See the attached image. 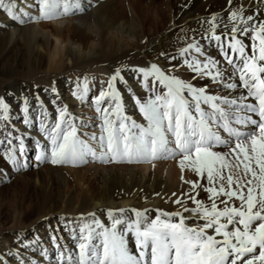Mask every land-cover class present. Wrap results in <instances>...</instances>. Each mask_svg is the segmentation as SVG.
Segmentation results:
<instances>
[{
  "label": "snow or ice",
  "instance_id": "6c2138e0",
  "mask_svg": "<svg viewBox=\"0 0 264 264\" xmlns=\"http://www.w3.org/2000/svg\"><path fill=\"white\" fill-rule=\"evenodd\" d=\"M29 7L36 9V19L40 20L83 10L81 0H33ZM0 9L21 24L25 17L32 19L12 0H0ZM228 20L231 26L223 28L227 44L216 34L217 17L207 23L211 38L221 42L231 76L239 74L238 83L227 82L223 87H242L246 95L232 99L211 95L206 86L197 88L152 64L138 69L146 81L151 78L146 87L152 95L136 100L146 124L123 114L120 93L114 86L119 71L108 82V91H101L96 99L95 110L102 119L99 136L82 139L67 108L58 109V122L47 131L54 165L83 164L88 158L127 163L177 159L182 172L190 171L198 178L185 181L191 192L184 195L195 207L177 198L174 203L181 205L182 211H158L154 218L135 211L134 220L126 218L123 209L109 211L110 226L89 214L91 221L83 222L75 233L76 253L64 257L63 264H264V20L245 15L243 7L230 10ZM244 36L252 41L250 55L244 40L238 38ZM193 49L200 51L198 45L189 44L182 55ZM185 63L192 72L213 82L225 77L217 61L193 59ZM161 87L166 91L157 93ZM87 91L85 81L73 95L83 99ZM249 98L255 103L248 102ZM105 101H109L108 106L99 107ZM0 110L6 117L8 105L3 99ZM18 151L23 155V143ZM16 154V148L8 149L7 160L19 164ZM201 188L210 205L197 199V189ZM129 234L134 238L135 252L129 248Z\"/></svg>",
  "mask_w": 264,
  "mask_h": 264
},
{
  "label": "bare ground",
  "instance_id": "6f19581e",
  "mask_svg": "<svg viewBox=\"0 0 264 264\" xmlns=\"http://www.w3.org/2000/svg\"><path fill=\"white\" fill-rule=\"evenodd\" d=\"M81 1L87 2V4L81 3L82 11L51 20L55 26L49 34L52 37L50 40L47 39L50 37L49 35H46L47 38H45V35H42L43 33L37 29L35 16L30 15L31 20L25 17V23L21 24L5 15L7 21L0 26L2 34L0 47L3 46L5 54L10 52L14 55L13 59H10L11 66L17 64V60L24 59L25 74H27L28 80L34 84H44L51 89V93L46 99L37 97L36 91H31V99L35 101V105L41 108L43 115L50 118L49 106L51 105L55 106L56 104L59 108H67L69 117L78 127L77 135L82 139L91 136H86L87 133L93 134L92 125H87L93 121L91 118H85V123L82 125L79 123L81 114L89 112L84 108L88 94L86 92L83 99H78L73 93L83 88L88 73L96 74L102 80L105 79V88H108L111 77L119 71L120 77L114 82V86L120 93L123 114L142 124H146V121L139 112L136 100H146L151 96L152 93L146 87L151 78L146 81L138 69H148L152 64H156L166 74L174 75L197 88L206 86L207 93L211 95L227 96L230 99L238 98L241 94L246 95V90L242 87L236 90L223 87L227 82H239V74L231 76L232 68L224 65L222 61L223 54L220 44L229 42L228 34L223 31V28L225 24L231 26V22L228 20L230 10L236 11L238 7H243L245 15L251 14L258 20H264V15H261L264 13V0H233L231 4L228 0H160L157 2L150 0L146 3L143 0H132V3L129 4L131 7L128 9L129 12L122 7L114 9V12L111 11V14L107 15L106 20L104 17L100 21L103 25L102 28L90 24L91 14L96 12L98 15L101 13L100 11L110 9L109 5L103 3L94 7L96 0ZM12 2L18 8H23L32 15H36V9L29 7L33 0H12ZM90 8H93V11L88 14L87 11ZM0 11L3 13V10ZM213 16L217 17L216 34L221 35V42L211 38L210 26L207 21ZM128 17H131L130 21L127 20ZM119 19L128 21L129 24L126 25L125 30L122 26H115ZM41 29L44 28L41 27ZM238 38L244 40L247 45L246 52L250 55L252 41L247 36ZM93 41L98 42L96 47L89 45ZM256 43L258 44V41ZM189 44L198 45L199 53L193 49L182 55V50ZM18 45L21 46V50ZM186 56H195L201 62H206L209 59L217 61L218 68L225 71L224 79L216 83L192 72L184 61ZM233 58H236L235 55ZM44 61L49 63V72L40 70L39 65ZM11 66L8 67V70L6 69L8 78L16 73ZM53 70H57V74L61 75L64 80H55ZM135 77L138 79L137 81H134ZM90 78L88 76V79ZM58 84L66 87L68 91L63 95L55 92ZM156 91L159 93L166 89L161 87ZM15 94V98L19 101L21 99L22 108L32 106V102L25 99L27 97L23 93ZM248 102L255 103V100L249 98ZM205 107L206 110H210L207 106ZM253 118L258 119L255 116ZM25 119L27 128L28 126L33 129L37 128L36 125L33 127L35 120L38 119L37 114L30 116L27 111ZM13 128L19 134L20 127L15 125ZM100 134L101 132L98 130L97 136ZM33 135L37 137V141L33 145V159L34 162L40 164L41 159L38 160L37 157H40L45 149L40 147L42 145L39 141L40 135L36 133ZM19 140L21 143H25L27 137ZM29 151L26 147V153ZM164 160L167 159H158L156 163L155 160L140 163L101 161L94 165L92 162H88L91 166L85 165L84 170H81L83 174H80L81 171H75L76 169L74 171L66 169L65 172L63 171L64 173L62 172L64 178L60 174L63 169L58 164L43 169L44 172L39 171L38 165H35L33 173L23 177L29 178L33 184H39V186L40 177L45 176L48 180L44 186H41L44 189L43 199L36 209L34 222H44L43 224L47 226L53 225L54 231L57 232L59 227L63 229L64 224L61 223L65 217H69L66 222L74 221L81 225L83 222H90L89 214L94 213L96 219L108 226L109 211L117 212V210L123 209L125 210L124 216L134 220L135 211L145 212L149 218H154L158 211H182V206L174 203L177 198L186 200L188 207H195L191 200H188L184 195L191 192L190 185L184 184V182L198 178L195 175L190 177L187 170L182 172L178 164ZM68 173L76 180L79 177L76 184L71 185L72 181L66 179ZM53 180L58 186L60 185L59 188L66 191L58 192L53 196L51 190ZM201 183L203 184L205 181H201ZM97 185H101V188L98 186L100 190L96 192L94 190ZM72 187L74 192L71 194L69 190ZM197 192H199L197 199L203 200L205 205H210L211 201L202 188L197 189ZM174 193L175 195H173ZM217 203L221 208L223 207L219 199ZM235 203L238 205L239 201H235ZM36 236L35 240L41 239L37 241L39 244H34L32 249H29L33 251L38 249L41 251L40 254L51 256L53 250L46 248L48 239L46 233L38 232ZM50 237L53 236L50 234ZM126 238L129 248L135 252L134 238L130 234ZM44 245L46 249H44ZM56 245L58 246V244ZM67 246L68 250L73 249L70 243ZM21 259L25 264H30L25 255H21Z\"/></svg>",
  "mask_w": 264,
  "mask_h": 264
},
{
  "label": "rangeland",
  "instance_id": "374dc122",
  "mask_svg": "<svg viewBox=\"0 0 264 264\" xmlns=\"http://www.w3.org/2000/svg\"><path fill=\"white\" fill-rule=\"evenodd\" d=\"M91 1V0H89ZM144 3L149 2L150 0H143ZM152 1H160V0H152ZM130 2L132 3V0H96L94 3V7H97L99 5L108 4L110 9H105L104 11H100L101 13L97 15L96 12H93L92 20L90 21V24L97 26L99 28H102V24L100 21L108 14H111V11L114 12V9H120V7L127 9V12H129L128 9ZM81 3H86L81 1ZM93 8H90L87 13H92ZM2 10V9H0ZM86 13V14H87ZM35 16V25L37 29L42 32V35H45V38H47L46 35H49L51 33L52 28L55 26L54 23L51 20H40L36 19ZM6 14L1 13L0 11V26L2 23H5ZM129 19V20H128ZM128 21L131 20V17L127 18ZM126 20H120L117 21L118 24L115 26H122L123 30L126 29V25L129 24ZM41 27L44 29L42 30ZM95 30V27H94ZM2 34L0 33V40ZM50 36V35H49ZM47 39H52V37H48ZM98 42L93 41L92 43H89V45L96 47ZM19 49L21 50V46L18 45ZM3 46L0 47V99L2 98L4 102L8 105V111L5 117V114L2 110H0V264H25L24 260L21 259V255H25L27 259L30 261V264H63V258L70 254H75L77 251V240L74 238L76 231H78L79 225L74 222H66L69 217H65L63 220V229L58 228L59 234L56 235V231H54L55 227L53 225L47 226L46 224H43L44 222H34V219L36 217L35 212L38 208L39 203L43 199V193L44 189H42L41 186H44L47 182V178L45 176L40 177L39 184L35 185L33 184L32 180L30 181L29 178L23 177L26 174H32L33 173V167L35 165H38V170L41 172L43 169L48 168L52 166L53 164L51 161V142L47 138V131L51 129V127L58 122L59 112L57 105L55 106L51 105L50 108V118H46V115H43V112H41V108L35 105V101L31 99V91H36L37 97L46 99L48 95L51 93V89L45 86L44 84H34L30 80L27 79V74H25V67H24V59L17 60V64L14 66L12 65V61L10 59H13L14 55L10 52H6V54L3 52ZM9 58V59H8ZM195 58L194 57H185L184 61H191ZM196 59V58H195ZM46 60V59H45ZM223 64H225L224 60L222 59ZM11 66L16 71L15 74L11 75L9 78L7 77L6 69L8 70V67ZM228 66V65H227ZM41 71H48L49 72V63L44 61L41 62L40 65ZM54 67V66H53ZM229 67V66H228ZM55 76V80H64L61 78L62 76L57 74V70H53ZM86 81L89 82L88 86V97H87V103L84 106L85 109H88L89 112H83L81 114V118L79 119V123L82 125L85 123V118L92 119L93 121L90 123H87L88 126L92 125L93 134L97 135L98 130L101 132V114L96 112V107L98 106L96 104V99L99 96L101 91H108V88L106 87V81L105 79L102 80L93 73L86 74ZM88 76L91 78L88 79ZM122 81V78H120ZM138 79L135 77L134 81H137ZM33 85V86H32ZM57 91L60 95H63L64 92H67L68 90L64 86H57ZM23 93L32 103V106H26V108L21 107V99L20 101L15 98L14 95ZM27 93V94H26ZM56 95V94H55ZM152 95V94H151ZM30 96V97H29ZM109 101H105L99 107H107ZM26 109V110H25ZM30 113V116H33L37 114L38 119L35 120V123L33 127L36 125L37 128L33 129L30 128V126H26L25 118L26 114ZM141 114V113H140ZM142 115V114H141ZM101 124V125H100ZM20 127L19 134L17 131L13 128V126ZM37 130V131H36ZM40 131V132H39ZM33 133H36L40 135V143L42 144L40 147H43L45 149L44 153H41L42 159L40 164H37L34 162L33 154H34V143L37 141V137L33 135ZM86 136L92 135V134H85ZM23 137H27L26 142L23 143L24 147V153L23 155L19 154V148L21 145V142L19 139L22 140ZM88 138V137H87ZM8 141H11V143H8ZM24 142V141H23ZM26 147L30 150L28 153H26ZM10 148H16L17 149V160L19 161V164H13L6 158V152ZM48 160V161H47ZM158 161L155 160V163ZM166 162H171L174 164H178L177 159H167L164 160ZM177 161V162H176ZM88 162H92L94 164H98L101 162L99 159H91L88 158ZM83 163V164H58V166L63 169L61 170L60 174L66 169H71L80 172L81 170H84L85 165H90V163ZM176 162V163H175ZM40 165V167H39ZM91 166V165H90ZM83 167V168H82ZM179 167V164H178ZM82 168V169H81ZM36 171V170H35ZM65 172V171H64ZM63 172V173H64ZM67 173V172H66ZM189 176H194V174L190 171H187ZM80 174H83V171H81ZM153 176V175H152ZM68 181H72L70 183L71 185L76 184L79 177H77V180L75 177H73L70 173L66 176ZM69 177V178H68ZM71 177V178H70ZM64 178V175H63ZM73 178V179H72ZM26 179V180H24ZM70 179V180H69ZM75 182V183H74ZM184 184H188L185 183ZM60 186V185H59ZM58 184H56L53 180V183L51 185L52 195L55 196L59 193H63L66 190L59 188ZM101 188V185H97L94 191H99ZM97 189V190H96ZM60 190V191H59ZM70 193L72 194L74 192V188L72 187L70 190ZM47 192V191H46ZM50 192V190H49ZM95 192V193H96ZM76 220V219H74ZM66 222V223H65ZM111 220L109 218L108 226H110ZM75 223V224H74ZM61 225V226H62ZM62 230V231H61ZM44 231L46 235L48 236L46 248H51L53 250V253L51 256L40 254L41 251H38L36 249L35 251L30 250L32 249V246L34 244H39L37 241H40L41 239L35 240L37 238L36 233ZM61 231V232H60ZM53 236L52 238L50 237ZM55 235V236H54ZM62 239V240H61ZM35 240V241H34ZM70 243L73 247L70 248L71 250H68L67 244ZM24 244V245H23ZM58 244V246L56 245ZM66 244V245H65ZM25 247L26 249H22ZM30 248V249H29ZM34 248V247H33ZM45 245H44V249ZM67 248V249H66ZM33 251V252H32ZM26 252V253H24ZM29 264V263H28Z\"/></svg>",
  "mask_w": 264,
  "mask_h": 264
}]
</instances>
